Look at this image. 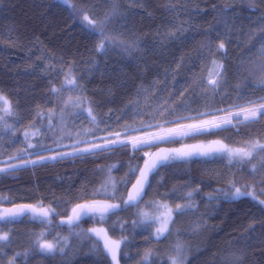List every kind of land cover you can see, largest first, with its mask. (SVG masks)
<instances>
[{"label": "trees", "instance_id": "16d2710c", "mask_svg": "<svg viewBox=\"0 0 264 264\" xmlns=\"http://www.w3.org/2000/svg\"><path fill=\"white\" fill-rule=\"evenodd\" d=\"M69 1L73 7L58 0H0V93L14 111L0 121V168L17 166L0 172V212L19 204L55 210L50 223L30 214L10 224L0 221L11 240L0 260L7 264L43 233L50 241L67 237L66 252L47 257L34 250L27 258L17 256L16 264H114L90 231L97 228L121 241L119 264H142L146 251L154 253L151 264H168L178 241L186 264H264V205L252 197L223 196L234 181L238 187L254 185L264 200V171L251 173L252 163L259 167L256 158L240 164L229 163L223 155L170 159L151 179L142 203H123L139 174L129 169H141L146 153L213 141L230 148L264 143V116L251 123L235 118L223 128L136 150L116 143L92 153L39 161L41 156L105 144L117 139V133L121 140L137 137L234 114L250 101H260L264 0ZM113 10L106 30L128 50L113 47L104 55L97 51L99 37L84 30L79 18L84 12L100 21ZM220 43L224 48L218 50ZM216 64L223 66L218 78ZM69 73L79 87L66 84ZM210 78L219 87L208 84ZM89 108L91 115L85 111ZM177 116L189 119L177 121ZM33 160L38 162L24 163ZM109 176L117 185L115 198L102 189ZM93 201L120 207L76 227L62 223L77 204ZM152 203L192 207L176 213L171 234L157 239L155 223L141 216Z\"/></svg>", "mask_w": 264, "mask_h": 264}, {"label": "snow or ice", "instance_id": "6c2138e0", "mask_svg": "<svg viewBox=\"0 0 264 264\" xmlns=\"http://www.w3.org/2000/svg\"><path fill=\"white\" fill-rule=\"evenodd\" d=\"M65 5L69 7H73L69 4V0H63ZM115 8V5H114ZM74 10V9H73ZM115 10L110 15H107L104 20H96L91 18L87 13L82 12L79 18V23L82 28L86 31L91 32L92 34L99 37L97 42V51L106 55L108 50L113 47H121L124 51L128 49L124 47L122 41H118L116 37L112 36L106 30V23L112 19L115 15ZM224 44L220 43L218 45V50L223 49ZM264 55V51L261 52ZM215 64V62H214ZM216 68L218 69L216 72V77L220 76V71L222 70L223 66L216 64ZM68 79H66V84H73L76 85V81L74 78H71V73H69ZM208 84L212 85L214 88L219 87L217 83V79H209L207 81ZM260 84L264 86V80L260 81ZM79 87V85H76ZM53 92H58V89L53 88ZM67 103V101H66ZM76 107H80V102L77 101L75 104ZM240 107V106H238ZM91 115V109H85ZM0 121H3L5 116L14 115V111L12 108L11 101L0 93ZM163 114V113H161ZM203 115V114H200ZM238 123H251L255 122L258 117L264 116V98H261L260 101H250L248 107H240V111L235 113ZM242 116V119H240ZM93 121L95 117H92ZM189 119L188 117L177 116L176 120H184ZM165 123H168L166 120ZM233 119L231 116L224 119H200L196 120L191 123H184L178 124L176 127L172 128H163L161 127L156 132L145 133L142 137H129L127 141L121 140L119 138L120 134L117 133V139L112 141H106L105 144H90L84 148H76L73 149L72 152H64V153H57L56 155L45 157L41 156L40 159H56L57 156H66L71 157L77 153H92L94 149L97 148H106L108 144H116L120 143L122 145H126L130 142L131 147L133 150L140 148L142 145L153 144L156 141L166 140L171 137L176 136H188L193 133H199L204 131H210L214 128H221L227 125H232ZM147 127H151V125H147ZM27 136V133H25ZM29 147H33V145L29 144ZM43 147V145L41 146ZM213 154H220L226 156L229 163H232L233 160L237 161L238 164L240 163H252L253 158L255 157L259 161V167L257 164L252 163L251 166V173L255 174L260 171H264V143H261L259 140L256 141H249L247 142L246 146L243 148H230L227 145L223 144L221 141H213L210 145H192V146H185L181 149H173L170 152H165V150H161L160 153H157L155 157L145 160L144 168H132L130 167V173L139 172V177L136 179L135 184L132 185V191L127 193V199L123 201L125 204H134L136 203L144 189L145 183H147L148 174L156 169L158 164H162L163 162L168 161L171 159L177 158H185L191 157L193 155H200V156H210ZM149 155V154H145ZM37 161H24V163H32L35 164ZM16 165H8L7 168H0V172L10 171L15 169ZM111 170L109 169V172ZM264 183V181H260ZM126 183V181H125ZM231 184V191L224 192L223 196L225 198L231 199H239L241 197H252L254 200H257L260 205H264V200L259 199L254 191V185L245 184L242 186H236L234 181L230 182ZM110 186V187H109ZM243 188V190H242ZM103 191L110 195L112 198H115L118 195L117 185L114 180L109 176V179L102 185ZM187 198H191L193 193L188 192L185 194ZM212 197L210 196L209 199ZM3 199V197H0ZM158 208H163L164 211L158 215H150L147 212H141V216L144 217L146 220H151L155 223H158L159 226L156 228L155 236L157 239L160 237H165V234H171L169 230V224L172 222V208L169 205L165 204H157L155 205ZM120 204L114 203H107V202H100V201H93L92 203H82L77 204L72 209V215L67 217L66 221H62V223H67L69 225L75 224L77 221L80 220L81 215H89V214H96L99 213L101 219L109 213L113 212L114 210L119 208ZM192 207L191 203H188L184 206L176 205V212L178 214H182L185 209ZM54 209L43 207V206H36V205H17L13 209H4L0 212V221L5 222V224L14 223L16 219L24 213H28L34 219L41 220L42 223H50L49 217L51 216ZM91 232L95 233L96 237L103 239V249L106 250L108 254H110L112 261L114 264H119V249L121 241H115L110 239L107 236L106 230L104 229H97L93 228L90 230ZM75 234V233H74ZM64 244L61 245L59 248L57 245L51 241L44 239V234L41 233L33 243L32 247L28 250H25L23 253L17 252L13 255L10 259H8L7 264H16V257L23 255L25 258L29 255L30 251L38 250L44 254H54L57 251L63 253L65 248L68 247V238L64 237ZM11 240L8 232H4L3 228H0V253H3L4 248L10 246ZM173 253L167 256L168 264H186L187 256L184 251V246L179 241L173 246ZM154 255L152 251H146L142 257V264H151V257ZM0 264H4L3 260H0Z\"/></svg>", "mask_w": 264, "mask_h": 264}, {"label": "rangeland", "instance_id": "374dc122", "mask_svg": "<svg viewBox=\"0 0 264 264\" xmlns=\"http://www.w3.org/2000/svg\"><path fill=\"white\" fill-rule=\"evenodd\" d=\"M58 1H60V2H62L63 3V0H58ZM69 4H70V1H69ZM229 116H231L232 117V119H233V123H234V120H235V118H236V116H235V113L234 114H223V115H221V116H217V117H214V118H211V119H224V118H228ZM241 118H242V116H241ZM210 119V120H211ZM227 126H229V125H227ZM226 127V126H225ZM221 128H223V127H221ZM154 132H156V131H154ZM142 136H144V134H142V135H140V136H137V137H142ZM183 137H185V136H176V137H171V138H169V139H173V138H179V139H183ZM123 140H125V141H127L128 140V138H126V139H123ZM167 140V139H166ZM161 141H163V140H160V141H156V142H154L153 143V145H156L157 143H159V142H161ZM212 143V142H211ZM211 143H207V144H201V145H204V146H208V145H210ZM127 144H130V142L129 143H127ZM131 145V144H130ZM148 145H151V144H148ZM148 145H142V146H148ZM184 148V147H183ZM147 156V155H146ZM216 156H222V155H220V154H213V155H210V158H214V157H216ZM255 158V157H254ZM253 158V159H254ZM171 159V158H170ZM179 159H184V158H177V159H172V160H179ZM47 160H50V159H44V160H39V161H47ZM233 161H235V160H233ZM38 162V161H37ZM157 204H165V203H152V204H150L149 205V207H147V208H143L142 209V212H147V213H149L150 215H155V216H158V215H160L163 211H164V209L163 208H158V207H156L155 205H157ZM167 205H169L168 203H166ZM169 207H171L172 208V217H171V220H172V222H173V220H174V218H175V214L177 213L176 212V207H173V206H171V205H169ZM146 220V219H145ZM147 221H150V222H153V221H151V220H147ZM172 222L169 224V230H170V228H171V225H172ZM153 223H155V222H153ZM159 226V224L158 223H155V231H156V228ZM165 235H167V234H165ZM163 237V236H162ZM99 238V237H98ZM161 238V237H160ZM44 239H46V238H44ZM99 239H101V241L103 242V239L102 238H99ZM47 240V239H46ZM48 241H50V240H48ZM51 242H53V243H55L56 245H57V247L59 248L61 245H63L64 244V240H63V238H58L57 240H52ZM121 244V243H120ZM68 249V247L67 248H65V251L63 252V253H60L59 251H57L56 253H54V254H44V253H42L43 255H45V256H47V257H55V256H57L58 254H64L65 252H66V250ZM120 250H121V246H120V249H119V256H118V258L120 259ZM41 253V252H40Z\"/></svg>", "mask_w": 264, "mask_h": 264}, {"label": "water", "instance_id": "95a60500", "mask_svg": "<svg viewBox=\"0 0 264 264\" xmlns=\"http://www.w3.org/2000/svg\"><path fill=\"white\" fill-rule=\"evenodd\" d=\"M162 149L165 150V152H169V148H167V147H162V148H160V149H157L155 152H153V153L151 154V156H150L148 159L155 157V155H156L157 153H160ZM168 162H169V160L166 161V162H163L162 164H158L157 167H156V169L153 170L152 172H150V173L148 174L147 183H145V185H144L143 193H142L140 199H139L136 203H134V204H130V205L135 206V205H138V204H140L141 202H143V200L145 199V196H146L147 189H148L149 186H150V182H151L152 177H154V176H155V175H156V174H157L162 168L166 167L167 164H168ZM143 168H144V165L141 167V169H143ZM134 184H135V183H134ZM131 191H132V186L130 187V189H129L128 192H131ZM19 205H22V204H19ZM16 206H17V205H16ZM16 206L11 207L10 209L15 208ZM111 213H112V212H109V213H107L105 216H108V215H110ZM26 214H27V213H24V214H22V215L19 216V217L25 216ZM71 215H72V213H71ZM71 215H70V216H71ZM95 215L100 216L99 213H96V214H89V215H81L80 220L77 221L75 224H72V226H78V225L84 223L86 220H88V218H90V217H92V216H95ZM19 217H18V218H19Z\"/></svg>", "mask_w": 264, "mask_h": 264}, {"label": "bare ground", "instance_id": "6f19581e", "mask_svg": "<svg viewBox=\"0 0 264 264\" xmlns=\"http://www.w3.org/2000/svg\"><path fill=\"white\" fill-rule=\"evenodd\" d=\"M61 3H62V2H61ZM63 4H64V3H63ZM138 177H139V175H138ZM138 177H137V178H138ZM135 182H136V181H135ZM135 182H134V183H135ZM148 189H149V188H148ZM148 189H147V190H148ZM128 191H129V190H128ZM127 193H128V192H127ZM126 198H127V195H126ZM228 199L232 200L231 198H228ZM154 234H155V231H154ZM58 238H64V237H58Z\"/></svg>", "mask_w": 264, "mask_h": 264}]
</instances>
